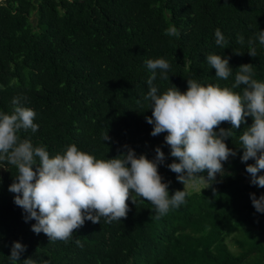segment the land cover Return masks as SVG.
Here are the masks:
<instances>
[{
	"label": "trees",
	"instance_id": "16d2710c",
	"mask_svg": "<svg viewBox=\"0 0 264 264\" xmlns=\"http://www.w3.org/2000/svg\"><path fill=\"white\" fill-rule=\"evenodd\" d=\"M171 25L178 37L165 34ZM217 28L229 41L224 49L215 43ZM260 30L264 0H0V111L10 113L12 99L21 97L35 110L39 125L36 133L22 130L21 137L45 145L51 155L75 143L106 159L128 145L152 159L160 146L166 160L158 171L170 182L171 195L184 185L167 167L174 158L164 142L166 133L153 137L145 119L152 114L143 99L151 76L145 61L170 63L169 80L158 72L154 81L161 92L172 84L185 91L187 79L230 86L244 63L253 64L254 78L264 81V45L256 41V57L247 52V40ZM240 35L244 45L237 42ZM208 54L230 58L233 75L227 81L215 77ZM246 121L250 125L252 118ZM244 126L225 141L228 147H239ZM107 132L111 140L104 141ZM242 151L224 163L223 175L217 174L210 187L205 182L198 191L186 189V203L167 215L157 218L150 202L129 200L126 219L86 220L67 242L32 231L35 221L25 220L8 190L17 170L5 164L9 170L0 168V264H10L14 241L26 246L20 259L32 256L37 264H239L249 255L264 254L258 237L264 213L250 198L264 194V188L246 181ZM228 237L244 250L232 252ZM77 238L83 247L76 245Z\"/></svg>",
	"mask_w": 264,
	"mask_h": 264
},
{
	"label": "clouds",
	"instance_id": "9594fccd",
	"mask_svg": "<svg viewBox=\"0 0 264 264\" xmlns=\"http://www.w3.org/2000/svg\"><path fill=\"white\" fill-rule=\"evenodd\" d=\"M165 34L180 35L175 25L166 28ZM257 40L264 45V30L247 40V52L252 57L257 56ZM237 42L244 45V36H238ZM215 43L221 49L229 43L219 28L215 30ZM229 59L221 54L206 56L218 80L227 81L233 75ZM145 64L151 76L143 99L152 113L145 119L152 125L153 137L166 133L164 142L174 158L167 167L184 188L169 194L170 182H165L158 171L166 160L160 146L152 159L137 155L128 145L123 146L127 151L106 159H98L75 143L51 155L45 145L37 146L30 138L21 137L22 130L36 133L39 125L34 122L35 110L24 106L21 97H14L12 111H0V168L9 170L5 164L16 168L8 190L15 193L14 203L23 209L25 220L35 221L34 233L43 232L49 241H70L86 220L96 224L102 218L107 223L126 219L130 211L127 202L136 205L138 198L154 205L157 218L163 217L186 203L190 193L185 185L190 180L203 179L210 187L217 174L223 175L224 163L237 155V149L243 150L240 160L246 164L250 184L264 188V81L254 78L253 64L239 65L230 86L187 79L185 91L172 84L163 92L154 81L158 72L162 80H169L170 63L157 58ZM249 116L250 125L246 121ZM225 122L231 127H222ZM241 125L245 126L238 132L239 147H228L225 141L233 139L234 130L237 132ZM103 140H111L108 132ZM249 160L254 163H247ZM250 198L255 210L264 213V194L257 197L251 193ZM75 243L83 247L80 239ZM25 251V245L14 241L8 256L10 264H37L32 256L20 259Z\"/></svg>",
	"mask_w": 264,
	"mask_h": 264
},
{
	"label": "rangeland",
	"instance_id": "374dc122",
	"mask_svg": "<svg viewBox=\"0 0 264 264\" xmlns=\"http://www.w3.org/2000/svg\"><path fill=\"white\" fill-rule=\"evenodd\" d=\"M32 20L34 21L35 18L32 17ZM246 181L250 182V176L246 175ZM206 181L203 179H197V180H190L186 185V189L189 191H198L199 189L203 188L205 186ZM234 235V234H233ZM232 235V236H233ZM235 236V235H234ZM258 237H260L263 240L264 243V232H261L258 234ZM228 247L231 249L232 252L237 253V251L241 252L244 250V246L237 248L236 244L234 242V238L233 237H228V239L226 240ZM246 250V248H245ZM248 259H244L243 261H241L239 264H264V254H252L248 256Z\"/></svg>",
	"mask_w": 264,
	"mask_h": 264
}]
</instances>
